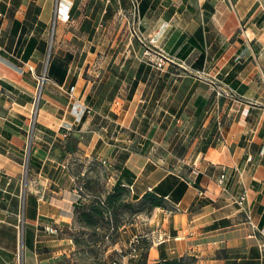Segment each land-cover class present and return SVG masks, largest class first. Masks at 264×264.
Listing matches in <instances>:
<instances>
[{"label":"crops","instance_id":"1","mask_svg":"<svg viewBox=\"0 0 264 264\" xmlns=\"http://www.w3.org/2000/svg\"><path fill=\"white\" fill-rule=\"evenodd\" d=\"M140 2L0 0V264L70 257L59 231L79 196L64 128L86 157L133 174L132 197L179 198L120 230L123 264L142 260L143 241L149 263L264 264V0Z\"/></svg>","mask_w":264,"mask_h":264},{"label":"rangeland","instance_id":"2","mask_svg":"<svg viewBox=\"0 0 264 264\" xmlns=\"http://www.w3.org/2000/svg\"><path fill=\"white\" fill-rule=\"evenodd\" d=\"M148 51L152 52L150 48ZM50 59L51 55L47 59L45 71L47 74ZM163 59L158 60L159 64L163 63L165 65L169 62ZM43 90L44 87L42 91L41 89L38 91L39 99ZM69 99L76 103L74 101L75 97L71 98L69 95ZM73 108L78 111L87 109L88 107L77 104V106L73 105ZM83 113L87 112L84 110ZM63 130L61 138L62 146L67 147V152L63 157L70 162L72 174L75 176L76 190L79 196L77 203L81 200L82 206H85L92 204L99 198L105 199L115 186V174L117 173L115 164L86 157L78 147L79 140L71 134V129L64 128ZM66 133L68 136L64 138V134ZM137 216L139 215L132 214L130 210H127L123 213L121 225L133 222L137 219ZM114 227L115 222L109 219L102 221L99 228L95 229L84 227L79 223L78 218L72 225H63L60 228L59 234L65 240H72L70 247L73 249L72 252L68 253L70 257L65 255L57 260L55 264H114V262L124 261V256L127 253L117 246L118 236L115 233ZM147 246V243H142L144 249H147ZM45 250L47 251V249ZM207 260H210V258L205 259L197 257V255H189L180 261V264H205L204 262H207Z\"/></svg>","mask_w":264,"mask_h":264},{"label":"trees","instance_id":"3","mask_svg":"<svg viewBox=\"0 0 264 264\" xmlns=\"http://www.w3.org/2000/svg\"><path fill=\"white\" fill-rule=\"evenodd\" d=\"M140 11H141V2H140ZM53 73H54V64L51 61V65L48 73V77L50 79L52 78ZM116 169L119 172L122 171V176L120 179H118L117 183L113 188V191L109 193L105 199L99 198L90 205L82 206L83 203L80 200L79 203L75 205V214H76V219L78 218L80 224H82L84 227L93 228V229L99 228L100 223L107 219L114 221L115 222L114 230L118 236V241L116 242L117 244L121 241L120 230L124 226L132 223L130 222L121 225L122 216L124 212L130 210L132 214L150 215L157 208L173 210V201L177 202L179 198L178 196H176V194L165 195L166 192H164L162 188H158L154 192H147L141 199L132 197V191L129 186L132 183V179L134 177L133 174H131V172L128 171L127 169H122L120 165H116ZM123 180H125L127 183H125ZM178 184H179V180L173 177L171 180H168L167 188H173ZM185 189H186V185L180 183L178 193L180 192L183 193ZM168 197H170V199L173 201H170ZM142 243H147L148 246L147 249H144L141 245V248L144 249L142 253V260H140V262L136 264H180V261H182L185 258L182 257L172 260L160 261L158 263H149L147 260V252L150 249L149 243L147 241H143ZM114 264H123V263L114 262Z\"/></svg>","mask_w":264,"mask_h":264},{"label":"built area","instance_id":"4","mask_svg":"<svg viewBox=\"0 0 264 264\" xmlns=\"http://www.w3.org/2000/svg\"><path fill=\"white\" fill-rule=\"evenodd\" d=\"M132 4H133V8H134V12L135 13H139L140 11V0H131ZM57 16L58 18L59 17H63L65 20H70V11H65V9L59 7L58 8V12H57ZM161 35V33H159V36ZM157 43V40H151V44L152 45H155ZM163 60H166V61H173V59H171V57L165 55L164 59ZM164 66L163 63H160L159 64V67L162 68ZM48 80V76H47V72L44 73V75L42 77H40L39 79V89H43L46 81ZM222 87V91L219 92V97H225V96H231V97H234V92L229 89L228 87H224V86H221ZM75 90L76 88L75 87H72L68 94L71 96V98L74 97V93H75ZM85 112H90V109H85ZM36 113V111H35ZM68 135L67 133L64 134V138H66ZM222 141H225L223 138L221 139ZM226 179H227V176L226 175H222L221 178L219 179V185L223 188L224 191L227 190V187H226ZM247 201V193H244L236 202L237 204L245 211V213H247L249 215V218H250V212L245 210V203ZM21 224L22 221H21ZM21 228V227H20ZM263 235H264V230L261 232ZM22 247H23V241H20V247H19V253H18V259L19 261L22 260V257H23V254H22Z\"/></svg>","mask_w":264,"mask_h":264}]
</instances>
